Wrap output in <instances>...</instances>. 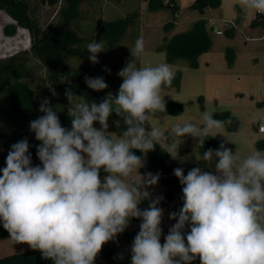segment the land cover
<instances>
[{
  "label": "clouds",
  "instance_id": "1",
  "mask_svg": "<svg viewBox=\"0 0 264 264\" xmlns=\"http://www.w3.org/2000/svg\"><path fill=\"white\" fill-rule=\"evenodd\" d=\"M239 4L264 15V0ZM86 49L90 62L98 64V54L108 46L94 39ZM144 50L141 36L117 73L122 83L115 96L108 93L96 103L65 90L70 129L62 126L50 100L41 99L42 115L29 125L40 142V164L32 165L27 138L10 146L0 169V223L11 242L27 244L53 264H95L103 246L123 233L131 218L141 220L131 264H193L197 258L200 264H264V151L242 157L238 149L233 152L221 143L197 157L209 164L215 160L214 172L193 167L185 175L183 168L174 169L183 203L169 213L176 222L163 244V209L158 206L163 196L152 199L148 208L139 207L160 174L141 175L145 162L133 149L147 153L171 137L166 151L176 158L175 138H199L202 146L205 138L233 123L231 116L220 120L203 111L199 125H174L168 136L158 127H147L152 117L166 111L161 93L171 86L174 73L167 64L138 66ZM84 80L94 91L108 88L102 76ZM46 86L57 95L51 82ZM113 113L127 126L119 138L107 131Z\"/></svg>",
  "mask_w": 264,
  "mask_h": 264
},
{
  "label": "rangeland",
  "instance_id": "2",
  "mask_svg": "<svg viewBox=\"0 0 264 264\" xmlns=\"http://www.w3.org/2000/svg\"><path fill=\"white\" fill-rule=\"evenodd\" d=\"M36 2L34 14H32L40 16L39 24L45 28L61 29V14H58L60 8L48 5L44 8L40 5L42 4L40 0ZM176 2L178 11L174 13L171 7L151 8L150 0H83L78 7L72 28L78 31L80 37L84 34L85 42H91L92 37V40H101L102 26H105L109 20L125 15L133 9L139 10L140 26L139 28L130 27L128 37L124 41L99 53L98 64L91 63L88 55L83 59L70 60V67L83 77H104L108 88L103 91L118 92L122 79L117 73L131 58L129 48L133 47L137 38L142 36L145 41V50L137 61V65L167 64L174 73L171 86L164 88L161 93L166 111L152 117L148 122L150 127H158L168 136L167 131L174 125H183L185 122L199 125L203 111H208L215 119L220 120H225L223 116L227 112L226 114L238 120L237 129L230 131L226 126L220 130V134L210 137L224 143L233 152L238 149L242 157L256 150L264 151V133L258 130V124L264 121V24L254 22L257 18L263 20L264 15L242 8L239 0H222L219 6L203 12L191 8L195 0H176ZM200 19L207 20L208 26L212 27L209 31L210 49L202 53L195 64L188 59L168 61L163 49L164 45L175 34L190 30ZM12 24H15L13 16L0 7V58L29 48L31 45L29 30L23 26L11 29L8 26ZM217 30H221L222 34L218 35ZM81 52L82 49L79 53ZM28 63L30 65L28 73L35 93L38 97L42 96V86L45 85L48 77L45 70L39 69V62L36 59H28ZM80 66L87 67L88 70L81 71ZM105 67L110 69V72L104 71ZM6 95V89L0 91V137L3 136L11 146V131L6 128L2 118V110H7ZM108 123L107 131L113 135V138H119L122 132L113 128L115 119L110 116ZM100 127L98 123L97 129ZM213 139L205 138L201 146L199 138L191 136L175 138L178 155L176 158L171 156V174L159 173L158 183L148 188L150 197L145 199L146 205H139L141 209L148 208L152 199L163 196V200L158 205L163 209L162 244L169 228L176 222L169 219V213L179 211L183 203L182 198L178 200L181 189L178 178L173 174L174 169L183 168L185 175L193 167L214 172L215 160L209 164L197 159L206 150L219 148L204 146L207 142L215 144ZM171 142L169 137L167 141L162 140L158 144L163 153ZM156 145L154 150L147 153L133 149L136 155L144 159V167L153 166L151 161L157 153ZM9 146L6 150H10ZM139 172L141 175L145 174L143 167L139 169ZM103 176L101 175V178ZM140 223V219L131 218L125 231L106 243L96 260L101 259L104 249L113 248L120 252L128 247L126 234L127 232L138 233ZM187 230L186 226L185 232ZM26 250H31L27 244H14L10 238L0 239V257ZM194 264H200L198 258Z\"/></svg>",
  "mask_w": 264,
  "mask_h": 264
},
{
  "label": "trees",
  "instance_id": "3",
  "mask_svg": "<svg viewBox=\"0 0 264 264\" xmlns=\"http://www.w3.org/2000/svg\"><path fill=\"white\" fill-rule=\"evenodd\" d=\"M83 0H40L42 4L49 7H59L58 14L64 15V23L61 29L39 25L38 21L30 12V4L27 0H0V7L6 10L15 19V24L8 26L15 29L17 26H23L29 30L31 45L29 48L14 52L5 58H0V91L7 90L5 102L7 110H2L5 126L11 131L12 144L27 138L29 141V152L31 153L33 165H39L40 161L36 155V148L39 141L35 140L34 133L29 130L30 122L42 113L39 112V104L42 98H48L51 106L57 111L62 126L71 128V120L67 115L68 101L65 97V90H71L77 95H83L89 102L96 103L108 94L104 91H94L85 84L84 77L72 69L69 65L72 59H83L89 55L85 42L84 34L81 37L72 30V19L77 15L78 7ZM59 3H61L59 5ZM222 0H195L191 8L200 12L206 9L217 7ZM150 7L153 9L160 7H171L174 13L178 11L176 0H150ZM256 24H264V19L257 18ZM140 26V13L138 9H133L127 14L108 21L105 26L100 28L103 34L100 36L105 44L117 45L128 37V30ZM72 28V29H71ZM132 28V29H133ZM212 27L208 26V21L200 19L196 21L193 27L185 32L175 34L163 47L168 61L174 62L179 59H188L196 63L197 58L207 52L211 46L209 31ZM84 39H82L83 37ZM93 39V37H92ZM91 39V41H92ZM100 39V38H98ZM80 49L82 52L79 53ZM34 58L39 64V69L45 70L48 77L45 85L42 86V96H37L35 88L28 73V59ZM38 69V70H39ZM81 71L88 70L87 67L80 66ZM51 82L52 88L57 93L56 96L46 86ZM113 96L117 92L111 93ZM224 113V119L230 115ZM115 119L114 129L122 132L126 130V125L121 117L115 113L111 115ZM233 123L228 126L230 131H235L238 127V120L232 117ZM118 122V123H117ZM150 128L149 124L146 125ZM98 128V122L94 123ZM213 139L212 137H208ZM215 144L205 143V147L218 148L221 142L213 139ZM263 143V141H261ZM9 146L4 137H0V169L6 166L5 159ZM10 147V146H9ZM157 153L152 159L153 166L143 167L145 173H166L171 174V155L157 144ZM3 149H5L3 151ZM161 155V156H160ZM106 173L101 170L100 175ZM181 188V184L179 185ZM146 205L145 200L140 204ZM136 232H127L128 247L120 252L113 248L104 249L100 260H95V264H131V245ZM10 238L9 233L0 223V239ZM195 261H193V264ZM0 264H53L51 260L42 258L39 251L26 250L12 253L0 257Z\"/></svg>",
  "mask_w": 264,
  "mask_h": 264
},
{
  "label": "crops",
  "instance_id": "4",
  "mask_svg": "<svg viewBox=\"0 0 264 264\" xmlns=\"http://www.w3.org/2000/svg\"><path fill=\"white\" fill-rule=\"evenodd\" d=\"M28 2H29V4H30V12H31V14L33 13V11H34V7H35V5H37V0H27ZM39 1V0H38ZM42 7H47V5H45V4H40ZM34 14V13H33ZM32 14V15H33ZM34 16V15H33ZM123 16V15H122ZM35 17V19L38 21V23H39V18H40V16L39 15H35L34 16ZM76 17H77V15H76ZM76 17L74 18V19H72V21H71V24L73 23V20L75 21V19H76ZM120 17V16H119ZM117 18V17H116ZM115 19V18H114ZM64 20H65V18H64V15H62L61 14V28H62V25H63V23H64ZM113 20V19H112ZM109 21H111V20H109ZM40 25V24H39ZM40 26H42L43 28H45L43 25H40ZM73 26V25H72ZM72 29V28H71ZM73 30V29H72ZM75 31L77 32V34H78V31L75 29ZM218 35H220V34H218ZM121 43V42H120ZM106 46H108V47H112V46H116V45H108V44H105ZM118 45V44H117Z\"/></svg>",
  "mask_w": 264,
  "mask_h": 264
},
{
  "label": "built area",
  "instance_id": "5",
  "mask_svg": "<svg viewBox=\"0 0 264 264\" xmlns=\"http://www.w3.org/2000/svg\"><path fill=\"white\" fill-rule=\"evenodd\" d=\"M60 4H61V3H59V5H60ZM216 33H217V34H222V31H221V30H217ZM262 124H264V121L258 124V130H259V132L264 133V131L261 130V125H262Z\"/></svg>",
  "mask_w": 264,
  "mask_h": 264
},
{
  "label": "flooded vegetation",
  "instance_id": "6",
  "mask_svg": "<svg viewBox=\"0 0 264 264\" xmlns=\"http://www.w3.org/2000/svg\"><path fill=\"white\" fill-rule=\"evenodd\" d=\"M180 189H181V196H182V187Z\"/></svg>",
  "mask_w": 264,
  "mask_h": 264
},
{
  "label": "water",
  "instance_id": "7",
  "mask_svg": "<svg viewBox=\"0 0 264 264\" xmlns=\"http://www.w3.org/2000/svg\"><path fill=\"white\" fill-rule=\"evenodd\" d=\"M182 198V196H180L179 198H178V200H180Z\"/></svg>",
  "mask_w": 264,
  "mask_h": 264
}]
</instances>
